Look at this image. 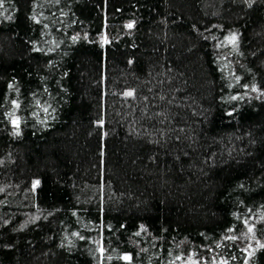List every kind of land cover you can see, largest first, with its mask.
I'll return each instance as SVG.
<instances>
[{
	"label": "trees",
	"instance_id": "1",
	"mask_svg": "<svg viewBox=\"0 0 264 264\" xmlns=\"http://www.w3.org/2000/svg\"><path fill=\"white\" fill-rule=\"evenodd\" d=\"M0 264H264V0H0Z\"/></svg>",
	"mask_w": 264,
	"mask_h": 264
},
{
	"label": "snow or ice",
	"instance_id": "2",
	"mask_svg": "<svg viewBox=\"0 0 264 264\" xmlns=\"http://www.w3.org/2000/svg\"><path fill=\"white\" fill-rule=\"evenodd\" d=\"M128 27L131 28L132 25H128ZM235 39H236V38L233 36V37H232L233 42H235ZM128 95H131V93H128ZM249 231H251V229H249ZM125 259H129V258H128V257H125Z\"/></svg>",
	"mask_w": 264,
	"mask_h": 264
}]
</instances>
